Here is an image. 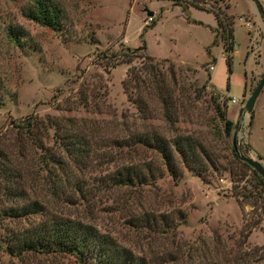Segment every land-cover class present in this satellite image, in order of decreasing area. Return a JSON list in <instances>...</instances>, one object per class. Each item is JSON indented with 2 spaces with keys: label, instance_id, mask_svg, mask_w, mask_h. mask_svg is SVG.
Masks as SVG:
<instances>
[{
  "label": "rangeland",
  "instance_id": "rangeland-1",
  "mask_svg": "<svg viewBox=\"0 0 264 264\" xmlns=\"http://www.w3.org/2000/svg\"><path fill=\"white\" fill-rule=\"evenodd\" d=\"M56 1L62 17L49 28L23 15L31 0H0L1 149L15 152L17 139L25 140L13 124L27 116L95 123L101 137L83 169L86 190L57 210L94 224L148 264H264L262 175L242 159L246 155L264 166V84L252 111L239 112L264 71V0L201 1L232 20L229 66L211 10L169 0ZM9 26L21 31L18 43L9 38ZM141 34L146 47L136 48ZM112 54L131 60L114 64L118 58ZM151 68L170 87L173 124L163 116ZM135 75L144 81H135ZM216 105L235 123L229 135ZM143 132L188 136L198 144L196 160L183 162L175 154L179 175L173 178L156 150L131 143ZM44 143H53L50 135ZM24 162L32 168L36 161ZM121 164L154 175L142 183L111 185L106 174ZM8 204L0 196V205ZM29 220L3 217L0 264H78L63 253H9L4 236Z\"/></svg>",
  "mask_w": 264,
  "mask_h": 264
},
{
  "label": "trees",
  "instance_id": "trees-1",
  "mask_svg": "<svg viewBox=\"0 0 264 264\" xmlns=\"http://www.w3.org/2000/svg\"><path fill=\"white\" fill-rule=\"evenodd\" d=\"M174 5L186 8L193 5L200 9L211 10L217 22L219 35L223 39V50L227 65H230L231 51L234 48L232 39V20L223 10L210 9L201 4L204 0H169ZM23 15L40 25L56 28L62 17V8L56 0H31L23 10ZM154 21L147 24L151 27ZM146 27L143 28L146 30ZM7 34L14 42H19L21 31L9 26ZM215 30L213 43H216ZM141 44L136 48L146 47L141 34ZM125 49L135 51L126 47ZM112 59L115 54H112ZM131 57L118 58L112 63L130 61ZM132 68L127 70L131 75ZM150 80L161 103L164 118L173 124L175 112L170 87L163 77L150 69ZM135 81H144L135 75ZM126 79L123 84L126 88ZM136 101V97L128 96ZM216 98L213 99L215 101ZM226 105L225 102H223ZM217 115L223 122L226 135L233 130L235 123L225 115L223 109L215 106ZM16 135H22L24 141L17 139L16 151L0 147V196L10 204L0 205V227L4 216L13 218H30L25 226L18 230H9L4 236L5 247L9 253L40 252L49 254H69L78 264H148L143 255L134 253L129 247L120 244L112 235L101 231L94 224L71 217L57 210L62 202H72L73 193H83V169L90 165L89 156L94 152L95 144L100 140V127L85 119L73 117L27 116L13 124ZM51 134H50V133ZM52 139L51 145L44 143V137ZM131 143H139L159 153L166 169L173 178H177L175 154L183 162L196 160L197 143L188 136L175 135L166 137L158 132L135 135ZM112 144L128 145L129 142L109 139ZM15 142V141H14ZM94 144V145H93ZM232 153L238 157L235 146ZM33 161L31 168L25 160ZM30 168H29V167ZM37 167L41 172L36 171ZM106 181L111 185H133L144 182L154 175L151 170L144 172L134 165L121 164L108 172ZM101 180V178H99ZM259 185L264 190V176L258 175ZM39 194V196L37 195ZM84 195V194H83ZM197 264H217L212 261Z\"/></svg>",
  "mask_w": 264,
  "mask_h": 264
},
{
  "label": "water",
  "instance_id": "water-1",
  "mask_svg": "<svg viewBox=\"0 0 264 264\" xmlns=\"http://www.w3.org/2000/svg\"><path fill=\"white\" fill-rule=\"evenodd\" d=\"M148 15L152 14L151 10H146ZM264 84V71L262 73V76L258 82V84L256 85V87L252 90V92L250 93V95L248 96V98L246 99L244 105L241 107V109L239 110V112H241L243 109L246 112H251L252 108H253V104H254V100L256 98V96L258 95V93L260 92L262 86ZM242 159L249 164L253 169H255L260 175L264 176V166L263 164L256 160L253 159L251 157H248L246 155H242Z\"/></svg>",
  "mask_w": 264,
  "mask_h": 264
},
{
  "label": "built area",
  "instance_id": "built-area-1",
  "mask_svg": "<svg viewBox=\"0 0 264 264\" xmlns=\"http://www.w3.org/2000/svg\"><path fill=\"white\" fill-rule=\"evenodd\" d=\"M244 24L247 26V28L251 27V22L249 19H245ZM257 49H258L257 47L252 48L250 50L251 54H255L257 52ZM211 68H212V65H209V69H211ZM228 100L231 101L232 103L236 102V98H234V97H230V98H228Z\"/></svg>",
  "mask_w": 264,
  "mask_h": 264
}]
</instances>
